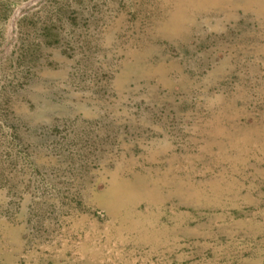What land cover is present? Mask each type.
<instances>
[{"label":"rangeland","instance_id":"374dc122","mask_svg":"<svg viewBox=\"0 0 264 264\" xmlns=\"http://www.w3.org/2000/svg\"><path fill=\"white\" fill-rule=\"evenodd\" d=\"M0 264H264V0H0Z\"/></svg>","mask_w":264,"mask_h":264}]
</instances>
